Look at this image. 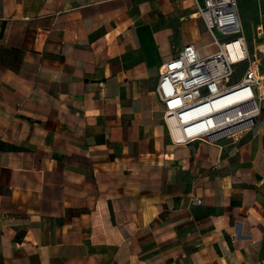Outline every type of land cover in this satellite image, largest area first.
<instances>
[{
	"label": "crops",
	"instance_id": "obj_1",
	"mask_svg": "<svg viewBox=\"0 0 264 264\" xmlns=\"http://www.w3.org/2000/svg\"><path fill=\"white\" fill-rule=\"evenodd\" d=\"M237 2L253 52L264 0ZM194 14L0 0V264H264V123L176 145L164 122L160 68L212 39Z\"/></svg>",
	"mask_w": 264,
	"mask_h": 264
},
{
	"label": "built area",
	"instance_id": "obj_2",
	"mask_svg": "<svg viewBox=\"0 0 264 264\" xmlns=\"http://www.w3.org/2000/svg\"><path fill=\"white\" fill-rule=\"evenodd\" d=\"M216 52L201 56L185 46L160 68L156 88L164 104V122L172 142L201 140L215 144L239 138L264 123V75L260 55L252 52L239 16L237 0H192ZM264 36L262 22L256 26ZM240 72V78L236 74ZM193 204H200L198 197Z\"/></svg>",
	"mask_w": 264,
	"mask_h": 264
},
{
	"label": "rangeland",
	"instance_id": "obj_3",
	"mask_svg": "<svg viewBox=\"0 0 264 264\" xmlns=\"http://www.w3.org/2000/svg\"><path fill=\"white\" fill-rule=\"evenodd\" d=\"M255 37H256V39L258 40V41H260L261 39H264V36L261 38V39H258L257 38V35H255ZM254 37L252 36V39H253ZM211 42H212V39L211 40H205L203 43H202V45L201 46H198L197 47V50H198V52H199V54L201 55V56H206L207 54H208V52H210V53H212V52H216V50H217V46H215L214 44H211ZM259 44H257V46H258ZM263 49H264V47H263ZM260 59H261V55H260ZM240 72H238L237 74H236V78L237 79H239L240 78V74H239Z\"/></svg>",
	"mask_w": 264,
	"mask_h": 264
},
{
	"label": "bare ground",
	"instance_id": "obj_4",
	"mask_svg": "<svg viewBox=\"0 0 264 264\" xmlns=\"http://www.w3.org/2000/svg\"><path fill=\"white\" fill-rule=\"evenodd\" d=\"M263 48V47H262Z\"/></svg>",
	"mask_w": 264,
	"mask_h": 264
}]
</instances>
